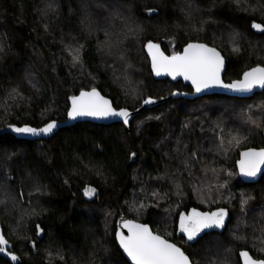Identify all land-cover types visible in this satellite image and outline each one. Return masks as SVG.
Instances as JSON below:
<instances>
[{"label": "trees", "instance_id": "1", "mask_svg": "<svg viewBox=\"0 0 264 264\" xmlns=\"http://www.w3.org/2000/svg\"><path fill=\"white\" fill-rule=\"evenodd\" d=\"M253 23L264 26V0H0V183L10 193L0 225L16 264H128L115 242L125 220L149 225L193 264H240V251L264 259V173L246 184L236 170L241 151L264 147L257 126L264 125V91L169 100L136 115L128 129L81 122L46 140L6 130L62 122L69 98L93 88L115 110L191 93L181 81L153 79L149 43L168 57L204 43L225 58L223 81L238 80L264 67V32L252 33ZM70 47L80 49V63ZM222 169L226 177L210 175ZM86 188L97 191L93 201L83 197ZM200 189L219 193L203 202ZM133 204L149 207L134 213ZM193 209H224L226 221L189 245L176 231ZM0 264L11 263L0 256Z\"/></svg>", "mask_w": 264, "mask_h": 264}, {"label": "snow or ice", "instance_id": "2", "mask_svg": "<svg viewBox=\"0 0 264 264\" xmlns=\"http://www.w3.org/2000/svg\"><path fill=\"white\" fill-rule=\"evenodd\" d=\"M239 5L240 0H234ZM52 8V5H49ZM191 8V5H189ZM247 10V9H245ZM155 9H149L153 12ZM119 12H114V16H119ZM190 15V13H189ZM253 29L264 32V26L258 23L251 25ZM109 49L113 44L106 42ZM149 55L152 57V70L156 75L162 73L175 79L182 76L185 80L190 81L196 92L209 87H220L230 89L236 92H247L255 86L264 87V67H256L243 74V79L234 81L231 84H224L220 79V70L223 66V59L215 48H209L204 44H188L183 54H175L167 57L159 52L156 45L149 43L147 45ZM80 49L69 48V54L72 56L73 64L80 63ZM71 107L68 110V117L74 119L76 117H95L110 118L119 117L123 119L125 125L129 123V113L125 109L115 110L109 100L101 96L95 88L91 91H81L79 96L69 98ZM151 99L145 100V104H150ZM158 119V118H157ZM55 123H48L42 128L32 127H12V131L18 134L38 135L40 133L48 134L55 127ZM264 127V125H257ZM236 143L239 139L233 137ZM232 143V140L228 141ZM195 155V153L193 154ZM238 166L242 175L247 177H255L260 170V165L264 164V148L260 150L249 149L242 152ZM135 153H130L129 158H133ZM187 166V165H186ZM95 191L94 189L90 190ZM86 193V194H90ZM251 199V197H249ZM247 203L242 200V205ZM243 211V208H242ZM224 209L216 212H198L192 210L187 216L180 215L179 230L183 233L186 240L195 241L198 234L206 228H220L224 224ZM120 228H126L127 234L123 235L119 228L116 231V240L123 252L127 255L131 264H193L191 258L178 247L175 243L169 242L159 234H154L147 224L134 223L132 220H125ZM37 234L42 232L41 226H36ZM264 231V229H262ZM238 239L240 237H237ZM264 243V241H262ZM8 241L0 236V252H4ZM243 264H264V259L256 260L249 256L247 252H241ZM15 261L17 257L11 256Z\"/></svg>", "mask_w": 264, "mask_h": 264}, {"label": "water", "instance_id": "3", "mask_svg": "<svg viewBox=\"0 0 264 264\" xmlns=\"http://www.w3.org/2000/svg\"><path fill=\"white\" fill-rule=\"evenodd\" d=\"M251 31L252 33H254L255 35H260L262 34L263 32H260V31H257L256 29H253L251 27ZM198 42H195V43H189V44H197ZM153 44V43H152ZM199 44H204V43H199ZM156 45V44H154ZM188 45V44H187ZM184 46L182 51L180 52V54H183L184 52V49L187 47ZM206 45V44H204ZM157 46V45H156ZM207 47L209 48H213V47H210L208 45H206ZM158 49H159V52L162 53L164 56H167L159 46H157ZM217 52H219L217 49H216ZM220 56L222 57L223 59V66L221 67V70H220V79L222 81V83L224 84H231L233 83L234 81L230 82V83H225L223 81V76H224V73H225V70H226V63H225V58L221 55V53L219 52ZM145 55L149 61V69H150V72L152 74V77L154 80L156 81H165V80H168L169 82L171 83H176L178 81H181L184 85H187L190 87L191 89V93H177V92H174L172 93L171 95L165 97V98H161V99H158V100H153L152 103L150 104H145L143 103L142 106L136 110H128V109H125L128 111L129 113V123L127 125L124 124L123 122V119L122 118H119V117H110V118H95V117H76L74 119H70L68 117V112H67V116H66V120L62 121V122H54L55 123V127L53 128V130L48 133V134H43V133H40L38 135H32V137L34 139H39V140H46V139H49L50 137H52L55 133H57V131H59L60 129L62 128H67V127H71L72 125H75L76 123H81V122H89V123H95V124H98V125H102V126H109V125H112L114 123H121L125 129H128L129 127V124L130 122L134 119V117L136 115H139L140 113H142L145 109H148V108H152V107H155L157 105H160L164 102H167L169 100H173V99H186V100H193V99H196V98H201V97H204V96H208V95H223V96H227V97H231V98H238V99H242V98H249V97H252L253 95L255 94H259L261 92L264 91V87H261V86H255L253 87L250 91H247V92H236V91H232L230 89H225V88H220V87H209V88H205V89H202L200 92H196V90L193 88L192 84L190 81H187L185 80L182 76H177L175 79H173L171 76L167 75V74H164L162 73L161 75H156L153 70H152V57L149 55V50L147 48V46L145 47ZM168 57V56H167ZM256 67H261V66H255V67H252L251 69L253 68H256ZM251 69L247 70V71H250ZM245 71V72H247ZM244 72V73H245ZM243 73V74H244ZM243 74L241 75V77L238 79V80H242L243 79ZM238 80H235V81H238ZM91 91V90H89ZM97 91V90H96ZM85 92H88V91H85ZM98 92V91H97ZM100 94V92H98ZM80 94V93H79ZM79 94L77 96H79ZM101 96H103L102 94H100ZM104 97V96H103ZM105 99L109 100L108 98L104 97ZM110 102V100H109ZM110 104L112 105V103L110 102ZM71 107V102H70V105H69V108ZM113 107V106H112ZM114 108V107H113ZM119 111V110H117ZM53 123V122H52ZM263 140H264V135H263ZM264 148V147H263ZM249 149H246V150H243L240 152V154L242 152H246L248 151ZM252 150H260V149H252ZM239 154V158L236 162V170H237V175H238V178L239 180L242 182V183H246V184H253V183H256L260 177L263 175L264 173V164L260 165V170L257 172L256 176L255 177H247V176H244L241 174L240 172V169H239V166H238V161L241 159V155ZM92 190L91 188H86L82 194H83V197L85 198L86 201L90 202V201H93V199L95 198V195L97 194V191H91ZM90 194H86V193H89ZM192 211H190L191 213ZM133 221V220H132ZM226 219L224 218V223H225ZM124 221H122L118 228L119 230L121 231V233L123 235H126L127 234V229L126 228H120V225L123 223ZM134 223H139V222H136V221H133ZM143 224V223H141ZM223 226L224 224L220 227V228H211L207 231H201V233L198 235L197 238L201 237L204 233H208V232H211V231H214V232H219L223 229ZM149 227V225H148ZM150 229V227H149ZM151 230V229H150ZM37 231V230H36ZM117 231V230H116ZM152 231V230H151ZM0 236H3V232H2V228H1V225H0ZM4 237V236H3ZM43 237V232H41L39 235L36 233V240L39 241L41 240ZM196 238V239H197ZM115 242H116V245H117V248L119 249L121 255L124 257V259L127 261L128 264H131V261L129 260V258L127 257V255L123 252V249L120 248L119 246V242L116 240V232H115ZM170 242V241H169ZM31 248H33V245H31ZM11 250H12V246L10 245V243L7 244V246L5 247V250L4 252H0V256H2L3 258H5L7 261H9L11 264H16L17 263V259L15 261H13L11 259ZM242 251L239 252V259H240V264H243V261H242V258L240 256V253ZM243 252H247V251H243ZM248 253V252H247ZM249 254V253H248ZM250 256V254H249ZM251 257V256H250ZM252 258V257H251Z\"/></svg>", "mask_w": 264, "mask_h": 264}, {"label": "rangeland", "instance_id": "4", "mask_svg": "<svg viewBox=\"0 0 264 264\" xmlns=\"http://www.w3.org/2000/svg\"><path fill=\"white\" fill-rule=\"evenodd\" d=\"M105 28H107V26H105ZM225 33H226V31L225 32H222V35H225ZM127 35L128 34L125 33V34L122 35V37L125 39L127 37ZM118 36L119 35H115L114 37H118ZM226 37H227V39H231L233 41L236 40V38L234 37V34L233 33H229L228 35H226ZM105 39H108V37H105ZM108 43H110V42L108 41ZM236 43H237V41H236ZM108 50H110L109 47H108ZM115 77H116L117 81H119V82H122L123 79H124V77L119 76L118 72L116 73ZM134 79H135V77H134ZM121 90H123V91L125 90L123 88V86H122ZM132 95H134L132 98H134V101H135L137 95H136L135 92H132ZM11 129H12V127H8L6 130L10 131L13 135H15L17 137H27V136L29 137V136H32V135H28V134H18V133L13 132ZM222 170H223L222 173H220V170H217L218 172H213L210 175H216V176L220 177V174H222L223 177H226L228 175L227 170H225V169H222ZM230 177H232V174H230ZM193 180H194V176H193ZM207 180L208 179H206V176H205L204 179H202L201 181H199V184H201L202 187H205L204 185L206 184V181ZM197 184H198V180H196L195 183H193L192 181L190 182V189H191V191L193 193H195L196 190H197L196 189L197 188ZM180 190H181V188L179 189V191ZM199 191L201 192L202 189H200ZM212 192L213 191H211V190L208 189V190L202 191L201 194L199 193V196H197V195L196 196H197L198 200H201L203 202L204 201L205 202H210V198L212 196L217 197L218 196V193H219V192H217L215 194V193H212ZM9 199H10V193H9V191L7 190V188L5 187V185L3 183H0V205H4ZM132 207L134 208V210H133L134 213H141V212H144V210H147V208L149 207V205H147V206L144 205L143 206V205L137 204V207H136L135 204H133Z\"/></svg>", "mask_w": 264, "mask_h": 264}, {"label": "flooded vegetation", "instance_id": "5", "mask_svg": "<svg viewBox=\"0 0 264 264\" xmlns=\"http://www.w3.org/2000/svg\"><path fill=\"white\" fill-rule=\"evenodd\" d=\"M189 213H190V211H189L188 213L184 214V215L187 216ZM179 223H180V220H179ZM212 228H216V227H212ZM209 229H211V228L203 229V231H204V230L207 231V230H209ZM200 233H201V232H200ZM200 233H199V234H200ZM199 234H198V235H199ZM176 238H177V239H182V240H184V241H185L186 243H188L189 245H190V243H193V242H194V241L189 242V241L186 240V237H184L183 233L180 232V230H179V226H178V229H177V231H176Z\"/></svg>", "mask_w": 264, "mask_h": 264}]
</instances>
